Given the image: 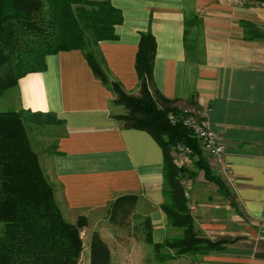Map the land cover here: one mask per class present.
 Returning a JSON list of instances; mask_svg holds the SVG:
<instances>
[{
  "label": "crops",
  "instance_id": "0c3cea01",
  "mask_svg": "<svg viewBox=\"0 0 264 264\" xmlns=\"http://www.w3.org/2000/svg\"><path fill=\"white\" fill-rule=\"evenodd\" d=\"M109 1L122 14L116 38L88 45L107 74L138 93L135 56L141 33L150 31L156 41L151 91L178 109H197L224 143L232 179L209 162L228 193L198 174L188 202L196 233L226 241L194 254L147 241V218L153 242L182 233L162 208V147L146 130L125 128L114 117L125 108L93 73L85 50H60L45 56L43 70L6 88L0 110L48 112L59 120L30 123L31 134L25 125L63 216L72 222L86 216L77 264H92L93 231L109 248L103 264H264V0ZM192 15L199 24L187 55L184 20ZM114 209L124 224L110 219Z\"/></svg>",
  "mask_w": 264,
  "mask_h": 264
},
{
  "label": "trees",
  "instance_id": "16d2710c",
  "mask_svg": "<svg viewBox=\"0 0 264 264\" xmlns=\"http://www.w3.org/2000/svg\"><path fill=\"white\" fill-rule=\"evenodd\" d=\"M121 21L120 9L109 0H0V94L26 73L43 70L47 54L73 48L85 50L93 73L114 92V101L126 109L114 117L125 128L146 130L162 147V208L170 223L179 226L182 233L172 240L153 242L147 218V241L155 248L172 247L177 254L219 249L226 240H212L196 233L184 182L185 178L200 174L222 192L228 193V187L211 166L200 139L190 127L169 118L170 112L184 115L183 109L171 105L172 99L159 90L151 91L154 35L142 32L138 42V93L127 92L120 81L112 79L88 48L90 42L116 38L114 28ZM198 24L197 16H185L183 45L187 55L197 40L192 27ZM25 120L34 124L59 121L48 112L0 110V264H77L86 216L78 215L75 222L63 216L55 199V186L31 145ZM180 147L190 148L186 156L192 159L195 169L177 161ZM109 257L106 242L93 231L90 262L103 264Z\"/></svg>",
  "mask_w": 264,
  "mask_h": 264
},
{
  "label": "built area",
  "instance_id": "2783aa9c",
  "mask_svg": "<svg viewBox=\"0 0 264 264\" xmlns=\"http://www.w3.org/2000/svg\"><path fill=\"white\" fill-rule=\"evenodd\" d=\"M241 2V1H239ZM184 115L179 116L174 112L169 113V118L173 121L181 120L186 126L190 127L193 134L200 139L203 151L207 159L215 166H219L221 171L229 180L232 179L228 167L223 163L224 143L217 132L210 126L206 116L201 115L195 108L183 109ZM187 152H190L188 147H180L176 152V159L183 158ZM81 237H84L85 231L81 229Z\"/></svg>",
  "mask_w": 264,
  "mask_h": 264
},
{
  "label": "rangeland",
  "instance_id": "374dc122",
  "mask_svg": "<svg viewBox=\"0 0 264 264\" xmlns=\"http://www.w3.org/2000/svg\"><path fill=\"white\" fill-rule=\"evenodd\" d=\"M86 35H87V38H90V31L89 30H87L86 29ZM123 108H124V106L123 107H121V111H123ZM124 111H126L125 109H124ZM123 111V112H124ZM25 123H26V125H27V129H28V132H29V134H31V130L29 129V124H30V122L29 121H27V120H25ZM31 124H33L32 122H31ZM35 145V144H34ZM177 161L179 162V163H182V164H184V165H186V166H188L190 169H195L196 167H195V165L193 164V161H192V159L189 157V156H184L183 158H178L177 157ZM196 178L197 177H188V178H185V182H184V185H185V190H184V194H185V196L188 198V186L189 185H191L192 183H191V180L192 179H194V180H196ZM209 191H210V193L211 194H215V191H214V189H209ZM113 210V209H112ZM121 212L119 211V212H117V211H115L114 212V214H112V212L110 213V219H117V218H120V220H122V222L121 223H125L126 222V220H123L124 218H125V216H122V214H120ZM67 220H68V218H66ZM108 217H107V220L109 221L110 220ZM114 221V220H113ZM116 221V220H115ZM83 229V228H82ZM105 242V241H104Z\"/></svg>",
  "mask_w": 264,
  "mask_h": 264
}]
</instances>
